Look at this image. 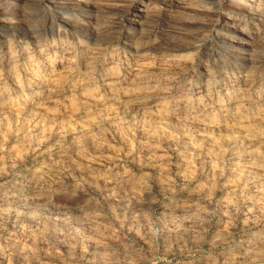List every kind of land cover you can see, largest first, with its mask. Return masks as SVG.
I'll use <instances>...</instances> for the list:
<instances>
[{
    "label": "rangeland",
    "instance_id": "rangeland-1",
    "mask_svg": "<svg viewBox=\"0 0 264 264\" xmlns=\"http://www.w3.org/2000/svg\"><path fill=\"white\" fill-rule=\"evenodd\" d=\"M74 1L0 0V264H264V190H256L264 177L222 204L230 176L226 166L213 174L206 156L211 142L222 150L239 137L236 106L259 124L264 49L236 43L255 45L264 3L196 0L192 8L204 13L176 30L167 21L179 0H141L161 14L152 25L132 13L101 37L87 31L94 16ZM20 12L30 20L24 27ZM164 53L182 55L168 67L179 72L163 69ZM248 55L257 66L245 74ZM44 56L69 68L51 93L36 77ZM80 97L87 108L70 112ZM155 109L168 123L153 130ZM49 160L59 180L34 187L31 169ZM251 160L244 163L260 173ZM119 176L139 186L135 194L124 183L103 186Z\"/></svg>",
    "mask_w": 264,
    "mask_h": 264
},
{
    "label": "bare ground",
    "instance_id": "bare-ground-1",
    "mask_svg": "<svg viewBox=\"0 0 264 264\" xmlns=\"http://www.w3.org/2000/svg\"><path fill=\"white\" fill-rule=\"evenodd\" d=\"M16 1H21V0H16ZM59 1L60 3L62 2L60 5H63V3L70 1V0H59ZM140 1L141 0H78V1H74V3L72 2V4L74 7L78 6V9H81V11L84 12L85 16H94V20L92 22L93 24L87 27V31H91L92 33L99 34V36L103 37L106 35H112L114 32L113 31L114 25H116L117 22L123 21L125 16L129 14L133 13V15L136 16L137 18L139 16L142 17L141 21L142 22L146 21L147 23L146 25L151 23L150 22L151 20L161 15L159 11H155L153 10V8L152 10L151 9L148 10L149 7L147 6L145 7V5L142 7L139 4ZM148 1L150 3L155 2L156 4L157 2L161 3L164 0H148ZM197 1H201V3L205 2L206 6H209L208 4L213 3V1H209V0H197ZM257 1L259 3H264V0H257ZM195 2L196 0H179L178 2L172 3L174 4L175 8H178L181 11H176L175 9H172L173 11H171V13L168 11L170 13V15L168 13V18H170V20L168 19L167 22L168 23L170 22L172 27L175 28L176 30H180V27L182 24L184 23L187 24L186 22H189L192 20L191 18L192 16L193 17L199 16L197 14L202 13L201 10H198V9L196 10L192 8V6L194 7ZM139 7H140V10L142 8L144 9V11L140 12V10H138ZM21 8L24 10L25 9L24 5ZM186 11L193 12V14H191L190 12H189L190 14H188V12ZM206 13L205 15L212 16V14L209 15L210 13H207V14ZM259 13H260V16L264 18V11L259 12ZM19 17L20 18L17 21L20 23L21 27H24L30 23V20L28 19V17L22 14V12H20ZM212 18H215V17H212ZM142 25L140 26V29L143 28ZM147 29L150 30V28H147ZM169 37L171 36L165 35L162 38L161 44L165 45L168 42L170 43L171 41L167 40V39H170ZM256 38L257 39L253 41L255 45H252L253 44L252 43L250 46H248L247 41L238 42L236 44L243 45V48L246 47L248 51H253V52H255L256 48L264 49V31L262 32V34L256 36ZM153 42H151V44ZM153 45L151 46L148 45V46L153 47ZM145 46H147V44ZM148 46L147 47L142 46L141 49L151 50V48H149ZM35 47L39 51L41 50L40 45H35ZM143 47L145 49H143ZM181 56L182 55L164 53L162 57L160 58V60L164 62L165 61H169V62H165V64H163L164 66L163 69H167V70L173 69L174 71L179 72L180 67H177V66L171 67V68H168V67L173 65L172 63L174 62L180 61ZM46 60H47L46 56L42 57V61H46ZM252 61H253L252 57L248 55V57L242 61V65H246L247 67V65H249V63H251ZM255 66H257V63H251L247 67L249 70L245 67V69H247L245 74H247L250 71V68H253ZM43 72H44L43 75H40L39 72H36V77H39L40 81L44 83V87L47 93H51L56 87H58L60 81L66 79L67 73L69 72V68L64 65H61V66L58 65L57 67H54L51 61L47 60V63H46L45 68L43 69ZM133 75L137 79H141L142 71L140 70V67L136 68ZM85 99L86 98L84 97H80L77 104L71 107L70 112H77V111L85 110L87 108L86 104L84 103ZM235 109L236 110L234 111V116L232 117V120L236 121V126L237 125L240 126L238 128L239 137L229 139L228 146H226V148L225 149L223 148L222 150H220L214 142H211V148H209L206 153V156L210 157L213 162L212 164L213 174H215L216 176L220 175V171L222 170V167L226 166L227 168L226 171L229 173V176H230V180L228 181L226 185V189L228 190L229 196L226 197L225 201H222V204L227 202L230 196L244 192L248 186V182L250 181L251 178L254 177L255 174L256 175L261 174L260 177H264V133L262 132L264 128H262L261 125H259L260 122L264 120V110L254 120V123H257V124L259 123V124L251 126L250 121L247 122L243 118V115L240 113V110H241L240 106H236ZM15 111L18 116H23V117L28 116V115L34 116L35 114L33 110H30V109L27 110L24 108H17L15 109ZM47 111H48L47 105H42V107H40V116L46 115ZM150 119H149L150 122L147 120V123L149 122L148 125H151L153 130H155V127L167 126V123H168L166 114L160 112L159 109H155ZM190 126L192 127L193 131L198 132L199 127L197 123L194 125L191 124ZM147 127L148 129H146L145 131V137L148 139L153 136L152 134L153 130L149 128V126ZM186 141L188 142L189 139ZM59 152H60V149L58 147L56 148L55 153L58 154ZM152 158L155 162H158L160 160L158 156H152ZM249 158L252 159L251 162H253L255 165L260 167L261 169L260 173L259 172L256 173L257 170H255L254 168L252 170L249 164L244 163V161H247ZM54 164H55L54 160H49L48 163H41L33 167L30 171L31 173L30 184H32L34 187L38 186L41 183L43 178H50L52 182H57L59 178L56 176H53L52 174L51 175L49 174V167H51ZM123 183L127 185L132 190V193L134 194L136 193V190L139 189V186H135L133 183L129 182L128 178H125L124 176L113 177L109 181L106 179H102L103 186L117 185V184H123ZM89 185L90 187H95L96 184L90 183ZM256 190L257 192L260 191L259 194H261L262 191L264 190V187L262 185L257 186ZM199 191L200 189L196 190L195 192L196 195L200 194Z\"/></svg>",
    "mask_w": 264,
    "mask_h": 264
}]
</instances>
